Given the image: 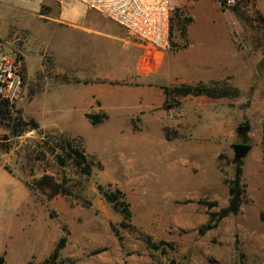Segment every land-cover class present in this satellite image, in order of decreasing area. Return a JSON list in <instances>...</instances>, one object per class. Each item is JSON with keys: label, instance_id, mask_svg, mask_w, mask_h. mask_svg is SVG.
<instances>
[{"label": "rangeland", "instance_id": "obj_1", "mask_svg": "<svg viewBox=\"0 0 264 264\" xmlns=\"http://www.w3.org/2000/svg\"><path fill=\"white\" fill-rule=\"evenodd\" d=\"M190 1L171 0L170 49L175 38H184L189 15L184 8ZM65 6L72 20L84 14L83 5L73 0H65ZM253 7L252 0L227 9L215 0H200L192 9L190 39L197 46L215 29L245 51L231 14L248 26L245 37L253 56H264V16ZM78 19L85 22L84 17ZM145 64L155 69V59ZM184 64L179 61L149 77L146 92L132 83L110 87L112 92L101 94V99L93 95L84 118L78 110L69 111L72 123L67 129L13 136L12 122H0V167L14 180L10 185L0 169L3 264H50L62 237L66 241L55 264H264V57L254 64L251 84L223 102L218 93L174 91L170 74L181 76ZM192 71L203 73L199 68ZM40 84L13 102L12 119L31 120L25 113L34 93H41ZM94 115L102 117L95 125L90 120ZM68 140L87 156L89 176L66 157ZM235 144L250 146L242 158L239 212L200 235L208 214L228 206ZM42 176L59 184L61 193L49 197V191L37 188ZM99 186L120 189L129 204L132 228L120 229V240L112 226L118 227L122 216L103 199ZM202 201L216 206L209 209L199 204ZM146 236L157 249L147 247ZM12 245L14 258L3 253Z\"/></svg>", "mask_w": 264, "mask_h": 264}, {"label": "crops", "instance_id": "obj_2", "mask_svg": "<svg viewBox=\"0 0 264 264\" xmlns=\"http://www.w3.org/2000/svg\"><path fill=\"white\" fill-rule=\"evenodd\" d=\"M199 1L191 0L184 8L191 19L184 30V38H175L174 47L169 51L156 53L153 57L155 69L148 70L145 64L148 58L141 45L122 27L84 5L80 7L84 14L78 18L84 17L85 22H80L78 18H69L65 0H0V54L12 51L20 56L17 54L23 87L16 100L21 96L24 99L41 80V93H34L25 113L37 122L39 127L34 131L67 129L66 126L72 123L68 115L71 109L78 110L84 118V109L91 105L93 95L100 98L101 94L111 93L110 87L115 85L134 83L139 86V91L146 92L149 77L158 75L160 70L166 72L179 61L185 63L181 76L178 75L181 79L173 74L169 78L174 91L181 86L191 89L202 86L218 93L223 102L248 87L254 64L264 57L253 56L251 44L245 37L248 26L233 20L230 14L245 51L237 47L234 40L223 39L222 33L215 29L195 46L189 29L193 24L192 9ZM252 1L254 10L264 16V0ZM179 57L182 59L177 60ZM194 68L201 69L202 75L194 73ZM197 76L200 79L197 80ZM69 132L78 135V132ZM0 169L12 185L13 177L2 167ZM3 253L14 258L15 246Z\"/></svg>", "mask_w": 264, "mask_h": 264}, {"label": "built area", "instance_id": "obj_3", "mask_svg": "<svg viewBox=\"0 0 264 264\" xmlns=\"http://www.w3.org/2000/svg\"><path fill=\"white\" fill-rule=\"evenodd\" d=\"M126 30L139 43L148 59L171 48V0H73ZM220 8L234 7L240 0H215ZM23 87L16 53L0 54V99L10 104ZM264 136V119L263 130Z\"/></svg>", "mask_w": 264, "mask_h": 264}, {"label": "trees", "instance_id": "obj_4", "mask_svg": "<svg viewBox=\"0 0 264 264\" xmlns=\"http://www.w3.org/2000/svg\"><path fill=\"white\" fill-rule=\"evenodd\" d=\"M186 22H191V19H186ZM178 92L185 93V94H198V93H206V94H213L209 90L205 88H188L182 87L178 89ZM12 112H13V104H10L6 99H0V122L1 123H10L11 132L13 136H21L26 131L36 130L38 129V124L35 120L31 119L29 121H25L20 117L12 119ZM102 117L94 115L90 117L91 124L95 125L101 122ZM64 152L66 157L71 161L72 165L79 171L82 175L89 176L91 164L86 155L80 151V148L74 145L72 141H65L64 142ZM243 160L235 159V176L231 183L230 191H229V201L228 206L223 208L219 213H209L208 214V223L201 227L198 232L200 235L206 233L209 230H212L216 227L217 223L222 220L223 218L227 217L230 214L236 215L239 212V208L242 202V197L244 196V192L241 190L240 182H241V174H242V167ZM36 186L40 190L49 191V197L56 196L61 193V186L53 182L52 178L49 176H42L39 180L36 181ZM98 190L102 195L103 199L111 206V208L118 212L122 216V221L119 223L118 227L112 226V231L117 239L120 240V229H131L132 226L130 224L131 219V211L129 208V204L126 201L125 194L118 188L104 189L103 187L99 186ZM199 204L207 207L212 208L216 206V203H209V202H199ZM66 238L62 237L59 242L57 243L56 247L54 248L52 254L50 255L47 263L55 264V261L58 259L60 251L63 249L65 244ZM145 244L147 247L151 249H157V245L152 242L149 236L145 237ZM159 245H166L167 247H171L170 244H165L164 242H159ZM4 259L0 257V264H3Z\"/></svg>", "mask_w": 264, "mask_h": 264}, {"label": "water", "instance_id": "obj_5", "mask_svg": "<svg viewBox=\"0 0 264 264\" xmlns=\"http://www.w3.org/2000/svg\"><path fill=\"white\" fill-rule=\"evenodd\" d=\"M246 128H240L239 132H245ZM250 151V146L246 144H235L233 145V153L236 159L243 158Z\"/></svg>", "mask_w": 264, "mask_h": 264}]
</instances>
